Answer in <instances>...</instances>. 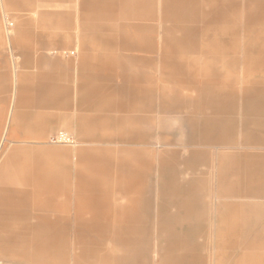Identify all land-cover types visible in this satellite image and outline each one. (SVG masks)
Instances as JSON below:
<instances>
[{
    "label": "crops",
    "instance_id": "0c3cea01",
    "mask_svg": "<svg viewBox=\"0 0 264 264\" xmlns=\"http://www.w3.org/2000/svg\"><path fill=\"white\" fill-rule=\"evenodd\" d=\"M14 6L0 10V41L32 23L18 13L26 3ZM76 23L93 30L78 55L16 57L4 134L42 142L64 130L106 146L74 172L76 195L66 165L43 162L42 146L9 155L19 185L0 182V251L24 264H250L233 237L264 234V222L249 202L226 199L239 190L241 160L246 170L264 144V0H79ZM94 41L110 47L95 52ZM207 58L214 64H199ZM31 199L66 201L42 217L27 213Z\"/></svg>",
    "mask_w": 264,
    "mask_h": 264
},
{
    "label": "rangeland",
    "instance_id": "374dc122",
    "mask_svg": "<svg viewBox=\"0 0 264 264\" xmlns=\"http://www.w3.org/2000/svg\"><path fill=\"white\" fill-rule=\"evenodd\" d=\"M20 2L26 3L29 10L18 11V13L23 14L24 17H30L32 23L28 24V27L24 26V23L9 26L13 28L14 31L18 32V37L13 38V32L11 31L9 38L0 41V182L8 181L10 183L18 184L19 174L17 173L18 168L11 165V160L9 155L19 152L24 148L30 146L31 149L38 148L42 146V161L47 162L52 165V167L57 166L54 161L61 162V164L66 165L68 171V194H77L75 192V171L87 170L89 169L83 163H85L87 157L93 155L96 151L93 150L94 147H104L106 145H97L95 142H86L79 140L77 138V143L75 146H70L63 143H55L49 139L42 142H26V141H16L7 140L5 136V121L9 112V107L13 100V87L12 80L13 76L18 69L17 64L19 63L16 57L22 52V48L29 52H54L61 53L63 51L69 52L74 50L75 54L78 55L80 49L81 38H85L86 43L90 44L91 29L83 30L80 24H77V10L79 9V0H0V10H7L6 12H17L14 6ZM206 6V5H205ZM204 6V8H205ZM207 8V6H206ZM43 12H49L46 15H42ZM56 13H61L62 16L56 15ZM72 13V14H71ZM71 14V16H70ZM70 16V17H69ZM10 18L9 20H11ZM70 20V21H69ZM26 30L28 32L26 33ZM81 35H77L76 32ZM39 32H42V45L38 44L40 38ZM27 34V35H26ZM211 36V35H210ZM22 38V39H21ZM21 42V44L16 45L15 41ZM189 42L196 45L198 48H206V44L209 41H204L203 38H190ZM53 42V44H52ZM50 43V44H49ZM209 44V43H208ZM95 52H106L109 49V44L102 41H94L92 44ZM18 47H20L18 49ZM120 54L126 53L123 49L118 48ZM194 53L199 54L198 51ZM5 58V61H2ZM13 59L15 61H13ZM213 59L207 58V60H202L199 62L201 65L214 64ZM132 66L127 70V80L128 83L132 81L133 75L135 73L134 63H130ZM3 65V66H2ZM241 65V64H240ZM153 70H147V73ZM152 74V75H153ZM7 78L10 79V86L7 85ZM3 110V111H2ZM113 112V110H112ZM2 113V114H1ZM2 121V122H1ZM114 121V120H112ZM175 127V123H172ZM3 137H5L3 139ZM42 144V145H41ZM244 148H252V142L245 143ZM243 144V145H245ZM57 148V150L53 149ZM255 155L251 156L246 160V164L249 168H243L245 159L241 160V170L235 176L231 178L233 187L238 190L236 195L226 199L231 202L247 203L249 202V207L251 213L255 215V224H260L264 222V144H257L255 147ZM17 156L15 158L16 162L22 161V157ZM13 156V155H12ZM24 158V157H23ZM29 158V157H28ZM33 159V158H31ZM223 161L226 158H222ZM57 168L62 169L61 165ZM249 174V175H248ZM225 177L227 174L224 173ZM249 178L248 185L244 181ZM244 187V188H241ZM248 187V188H247ZM257 191V192H256ZM86 196V195H84ZM88 196V195H87ZM79 200L76 198H69L67 201L72 205L75 201ZM42 201V205L39 202ZM66 201L63 199L54 200H42V199H31L26 205V211L31 216L36 214H41L42 217H53L59 213V205L57 202ZM47 202V203H46ZM49 202V203H48ZM72 210V209H71ZM243 210V209H242ZM241 210V211H242ZM263 220V221H262ZM216 219L213 216H208L205 222L206 225H214ZM263 233V232H262ZM260 233L258 230L255 231L253 236H234V241H236L235 252H241L243 250L250 254V259L248 262L250 264H264V234ZM78 238L79 247L90 244L88 238ZM245 242L248 246L245 247ZM207 259V250H206ZM81 255V253H80ZM95 255L101 256L102 251L95 252ZM79 258V259H84ZM0 264H24L18 260L9 259L5 254L0 251Z\"/></svg>",
    "mask_w": 264,
    "mask_h": 264
},
{
    "label": "built area",
    "instance_id": "2783aa9c",
    "mask_svg": "<svg viewBox=\"0 0 264 264\" xmlns=\"http://www.w3.org/2000/svg\"><path fill=\"white\" fill-rule=\"evenodd\" d=\"M49 140L55 143L68 144L70 146L76 145L73 135L70 132L64 130L57 131L49 138Z\"/></svg>",
    "mask_w": 264,
    "mask_h": 264
},
{
    "label": "bare ground",
    "instance_id": "6f19581e",
    "mask_svg": "<svg viewBox=\"0 0 264 264\" xmlns=\"http://www.w3.org/2000/svg\"><path fill=\"white\" fill-rule=\"evenodd\" d=\"M8 25H11L10 23Z\"/></svg>",
    "mask_w": 264,
    "mask_h": 264
}]
</instances>
